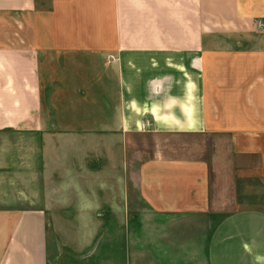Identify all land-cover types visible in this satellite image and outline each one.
<instances>
[{
	"label": "crops",
	"instance_id": "crops-1",
	"mask_svg": "<svg viewBox=\"0 0 264 264\" xmlns=\"http://www.w3.org/2000/svg\"><path fill=\"white\" fill-rule=\"evenodd\" d=\"M259 18L0 0V264H264Z\"/></svg>",
	"mask_w": 264,
	"mask_h": 264
},
{
	"label": "built area",
	"instance_id": "built-area-1",
	"mask_svg": "<svg viewBox=\"0 0 264 264\" xmlns=\"http://www.w3.org/2000/svg\"><path fill=\"white\" fill-rule=\"evenodd\" d=\"M256 29L259 32L264 33V19L263 18H259L256 20Z\"/></svg>",
	"mask_w": 264,
	"mask_h": 264
},
{
	"label": "rangeland",
	"instance_id": "rangeland-1",
	"mask_svg": "<svg viewBox=\"0 0 264 264\" xmlns=\"http://www.w3.org/2000/svg\"><path fill=\"white\" fill-rule=\"evenodd\" d=\"M255 185L258 184V182H254ZM262 192V190H260V193ZM257 199L260 201L258 204L260 207L264 208V196H258Z\"/></svg>",
	"mask_w": 264,
	"mask_h": 264
}]
</instances>
